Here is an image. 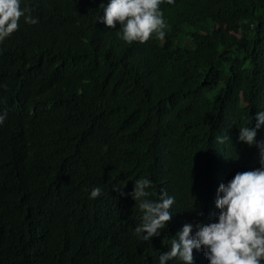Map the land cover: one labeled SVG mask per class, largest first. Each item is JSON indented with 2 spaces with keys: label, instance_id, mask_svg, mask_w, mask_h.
I'll use <instances>...</instances> for the list:
<instances>
[{
  "label": "trees",
  "instance_id": "obj_1",
  "mask_svg": "<svg viewBox=\"0 0 264 264\" xmlns=\"http://www.w3.org/2000/svg\"><path fill=\"white\" fill-rule=\"evenodd\" d=\"M68 1H26L38 23L24 22L26 32L0 54V264H157L172 236L154 256L131 232L143 215L138 203L111 187L124 181L130 194L147 178L154 201L165 189L174 197L173 236L186 223L194 236L196 224L217 222V189L228 173L260 167V149L238 135L264 111V0H165L167 37L121 48L83 95L79 78L62 80L76 55L57 44L42 51L40 31L69 14L97 41L121 40L96 19L104 12L92 0ZM27 126L58 127L64 137L5 191V178L32 169ZM97 186L102 194L90 199ZM196 264H209L204 249Z\"/></svg>",
  "mask_w": 264,
  "mask_h": 264
},
{
  "label": "clouds",
  "instance_id": "obj_2",
  "mask_svg": "<svg viewBox=\"0 0 264 264\" xmlns=\"http://www.w3.org/2000/svg\"><path fill=\"white\" fill-rule=\"evenodd\" d=\"M26 1L0 0V54L11 40L26 32L24 22L38 23V19L31 15L32 10L24 7ZM73 1L69 0L66 6H74ZM92 1L104 12L103 17L96 16V19L102 22L104 29L116 32L121 41H97L91 37L89 28L80 18L69 14L53 19L40 31L42 51L48 45L57 44L62 50L76 55L69 72L73 71L70 74L68 72L69 75L66 74L62 80H67L69 76L79 78L82 95L89 85L99 83L96 80L102 82L106 78L112 64L120 60L121 48L141 47L142 43L153 36L163 40L168 34V24L160 7L165 0ZM166 2L173 4L175 0ZM81 3L83 0H76L77 5ZM240 98L243 100L242 94ZM54 115L55 112L48 113V119ZM6 116V113H0V125ZM251 122L252 126L239 127L238 141L244 145H256L260 149V167L243 172L237 167L228 173L233 178L227 183H221L217 189L215 205L220 210L217 222L196 224L194 236L191 223L184 224L175 236L171 235V228L177 226H173L176 222L170 211L174 197L161 189L158 200L149 199L156 195L147 190L152 186L150 179L135 180L130 194L122 191L124 181L112 185L113 191L120 195H131L138 203L143 215L142 219L132 224L131 232L138 241L143 240L152 249L154 256H158L165 248L164 237L172 236L168 241L170 250L161 253L157 264H179L180 261L182 264H196L203 249L209 264H264V142H261L264 140V111L249 117L248 125ZM22 137L31 147L32 169L19 170L5 178V191L19 174L35 172L51 152L54 142L62 139L64 134L58 127L33 132L27 126ZM225 140L229 138L217 137L220 143ZM229 176L222 180H227ZM101 194V187H93L89 198L95 199ZM151 242L155 246L149 245Z\"/></svg>",
  "mask_w": 264,
  "mask_h": 264
}]
</instances>
